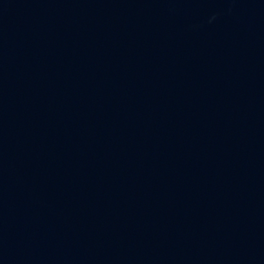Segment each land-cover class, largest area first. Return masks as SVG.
Instances as JSON below:
<instances>
[{"label": "water", "instance_id": "95a60500", "mask_svg": "<svg viewBox=\"0 0 264 264\" xmlns=\"http://www.w3.org/2000/svg\"><path fill=\"white\" fill-rule=\"evenodd\" d=\"M0 264H264V0H0Z\"/></svg>", "mask_w": 264, "mask_h": 264}]
</instances>
